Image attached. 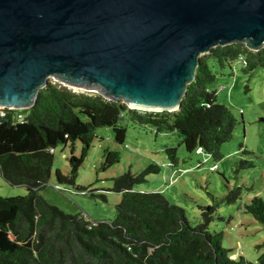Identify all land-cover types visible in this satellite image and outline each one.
Wrapping results in <instances>:
<instances>
[{
	"label": "trees",
	"instance_id": "16d2710c",
	"mask_svg": "<svg viewBox=\"0 0 264 264\" xmlns=\"http://www.w3.org/2000/svg\"><path fill=\"white\" fill-rule=\"evenodd\" d=\"M208 60L220 68L240 61L242 71L249 73L264 69V46L253 52L243 44H230L200 56L194 79L175 112L130 109L98 95L74 94L54 85L40 89L29 109H0V176L4 183L27 191L24 197L0 198V264H251L242 256L230 259V250L221 244L222 233L209 231L213 207H205L201 222L191 226L184 210L162 194L132 191L145 177L159 173L158 166L111 181L108 191L120 197L115 218L109 222L67 215L40 195L51 176L54 150L68 146V174L55 171L57 185L96 198L98 190L75 185L78 169L96 129L111 128L114 143L124 142L125 129L117 123L125 118L151 126L157 133L176 131L187 153L199 150L198 154L219 161L220 147L231 140L236 121L226 107L216 104L215 93L207 90L215 79ZM77 143L81 145L79 157L73 155ZM164 152L174 167L175 149ZM115 163V155L107 153L103 170ZM243 213L264 226V203L259 197L251 198ZM256 264H264V252Z\"/></svg>",
	"mask_w": 264,
	"mask_h": 264
},
{
	"label": "water",
	"instance_id": "95a60500",
	"mask_svg": "<svg viewBox=\"0 0 264 264\" xmlns=\"http://www.w3.org/2000/svg\"><path fill=\"white\" fill-rule=\"evenodd\" d=\"M264 46V0H0V109L48 79L146 112H175L212 48Z\"/></svg>",
	"mask_w": 264,
	"mask_h": 264
},
{
	"label": "rangeland",
	"instance_id": "374dc122",
	"mask_svg": "<svg viewBox=\"0 0 264 264\" xmlns=\"http://www.w3.org/2000/svg\"><path fill=\"white\" fill-rule=\"evenodd\" d=\"M208 62L215 79L207 90L215 93L216 104L226 107L236 121L231 140L220 147L219 161L203 153H187L176 131L157 133L151 126L125 118L117 123V127L125 129L124 142L114 143L111 128L96 129L78 169L75 185L87 191L98 190L96 198L78 193L71 186L57 185L54 172L68 174V146L54 150L51 176L40 192L42 198L67 215H82L95 223L109 222L115 218L120 197L108 191L111 181L126 173L136 176L150 166H158L159 173L148 175L132 191L162 194L184 210L191 226L201 222L205 207H213L209 231L222 233L221 244L230 250L228 257L237 260L242 256L256 264L257 257L264 252V226L244 214L243 209L253 197L264 203V69L245 73L240 61L223 68ZM48 82L70 93L98 95L93 90L65 86L54 78ZM165 148L175 149L174 167L169 164ZM80 150L81 145L75 144L73 155L79 157ZM107 153L115 155L117 163L103 170ZM26 193L24 187L10 186L0 176V198L24 197Z\"/></svg>",
	"mask_w": 264,
	"mask_h": 264
},
{
	"label": "built area",
	"instance_id": "2783aa9c",
	"mask_svg": "<svg viewBox=\"0 0 264 264\" xmlns=\"http://www.w3.org/2000/svg\"><path fill=\"white\" fill-rule=\"evenodd\" d=\"M239 60H241V58H239ZM18 118H20V116H18ZM198 152H199V150L196 151V153H198ZM50 153H53V150H50Z\"/></svg>",
	"mask_w": 264,
	"mask_h": 264
},
{
	"label": "bare ground",
	"instance_id": "6f19581e",
	"mask_svg": "<svg viewBox=\"0 0 264 264\" xmlns=\"http://www.w3.org/2000/svg\"><path fill=\"white\" fill-rule=\"evenodd\" d=\"M128 107V106H127ZM128 108H130V109H134V108H132V107H128ZM135 110H138V109H135ZM139 111H142V110H139Z\"/></svg>",
	"mask_w": 264,
	"mask_h": 264
}]
</instances>
